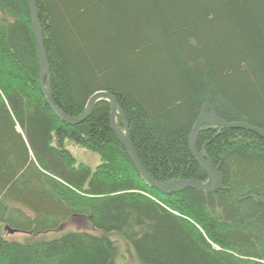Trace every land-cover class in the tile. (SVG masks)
<instances>
[{
  "label": "trees",
  "instance_id": "1",
  "mask_svg": "<svg viewBox=\"0 0 264 264\" xmlns=\"http://www.w3.org/2000/svg\"><path fill=\"white\" fill-rule=\"evenodd\" d=\"M51 97L78 118L97 92L125 118L156 183H205L189 151L209 104L264 131V0H35ZM97 103L59 121L39 90L27 0H0V264H264V141L202 127L196 150L222 185L207 194L149 188ZM119 129L122 122L117 121ZM71 148L97 157L94 169ZM91 233L44 239L71 219ZM4 228L25 234L6 239ZM4 229V230H3Z\"/></svg>",
  "mask_w": 264,
  "mask_h": 264
},
{
  "label": "water",
  "instance_id": "2",
  "mask_svg": "<svg viewBox=\"0 0 264 264\" xmlns=\"http://www.w3.org/2000/svg\"><path fill=\"white\" fill-rule=\"evenodd\" d=\"M27 3H28L30 20H31L32 33L38 55L39 90L43 96L45 104L59 121L68 125H75L88 118L92 113L94 106L97 103L101 101L108 102L110 105L109 123L111 130L115 135L116 139L118 140V142L123 146L132 166L138 173L139 177L149 188L155 189L162 194H165L175 188H190L207 194L217 193L220 190L222 185L221 175L218 173V170L214 169L211 166V164H209L205 160L202 154L198 153L196 150V140L202 127L218 128L219 130L222 131L242 130L248 133H252L264 141V131H261L257 128L251 127L243 123H231V124L225 123L217 117L214 109L209 104H205L203 111L198 116L195 124L192 127L189 138V151L192 157L194 158L195 162L207 175L206 182L200 183L193 180H189V181L174 180L166 183H156L148 175V173L145 171V169L142 167L141 163L139 162L130 140L128 125L125 121V118L121 114L119 106L110 95L103 92H97L93 94L88 99L82 114L78 118H74V119L65 116L55 107L51 97L50 84H49V69L43 48L42 35L38 24L35 0H27ZM119 119L121 120L123 125L122 129H119L117 126V121Z\"/></svg>",
  "mask_w": 264,
  "mask_h": 264
},
{
  "label": "rangeland",
  "instance_id": "3",
  "mask_svg": "<svg viewBox=\"0 0 264 264\" xmlns=\"http://www.w3.org/2000/svg\"><path fill=\"white\" fill-rule=\"evenodd\" d=\"M69 152L78 163L87 165L91 169H94L98 163L97 157L88 151L71 148ZM4 229H3L4 230L3 236L6 239L23 241L24 239L28 238V236L25 234H20V233L11 234L9 231L6 230V228ZM69 231L86 232V233L92 232L86 220H84L83 218H79V219L74 218L63 224L58 231L53 233H46L44 235H41V237H43L44 239H48V238L51 239L54 237L57 238L60 237L63 233ZM119 245H120L119 248L122 250L121 253L123 259L119 260L117 264H136L131 251L121 242H119Z\"/></svg>",
  "mask_w": 264,
  "mask_h": 264
},
{
  "label": "bare ground",
  "instance_id": "4",
  "mask_svg": "<svg viewBox=\"0 0 264 264\" xmlns=\"http://www.w3.org/2000/svg\"><path fill=\"white\" fill-rule=\"evenodd\" d=\"M7 231H9L11 234H13L14 232L13 231H11V230H8V229H6Z\"/></svg>",
  "mask_w": 264,
  "mask_h": 264
}]
</instances>
